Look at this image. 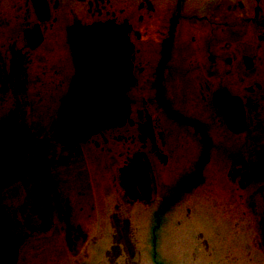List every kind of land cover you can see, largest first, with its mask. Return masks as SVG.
Segmentation results:
<instances>
[{
  "label": "flooded vegetation",
  "instance_id": "1",
  "mask_svg": "<svg viewBox=\"0 0 264 264\" xmlns=\"http://www.w3.org/2000/svg\"><path fill=\"white\" fill-rule=\"evenodd\" d=\"M101 23L132 48L128 115L61 142ZM0 132L12 264H264V0H0Z\"/></svg>",
  "mask_w": 264,
  "mask_h": 264
},
{
  "label": "water",
  "instance_id": "2",
  "mask_svg": "<svg viewBox=\"0 0 264 264\" xmlns=\"http://www.w3.org/2000/svg\"><path fill=\"white\" fill-rule=\"evenodd\" d=\"M72 48L77 73L63 99L56 136L66 142L90 137L117 121L122 123L129 110L125 93L130 85V67L126 61L132 48L124 32L108 23L79 28ZM7 227L0 207V264L14 261Z\"/></svg>",
  "mask_w": 264,
  "mask_h": 264
},
{
  "label": "bare ground",
  "instance_id": "3",
  "mask_svg": "<svg viewBox=\"0 0 264 264\" xmlns=\"http://www.w3.org/2000/svg\"><path fill=\"white\" fill-rule=\"evenodd\" d=\"M108 24H110V23H108ZM130 56V55H129ZM129 56H128V62L126 61V63H127V66H128V68L130 67V64H129ZM125 70H126V68H125ZM120 71H121V68H120ZM116 72H118L119 73V71H116ZM131 78H130V76H129V80H130ZM74 81V80H73ZM131 81V80H130ZM63 115V101H62V104H61V116ZM61 116L59 117V119L61 118ZM58 119V120H59ZM58 120H57V122H58ZM57 122H56V124H55V138L57 139V140H59V141H61V142H66V141H64V139H60V138H58V137H56L57 136V130H58V128H57ZM119 121H117V122H115L114 124H116V125H114V126H111L110 125V127H107V128H111V127H115V126H117V125H119V123H118ZM12 129H14L13 128V126L11 125V121H9L8 123H7V125L3 128L2 127V132H6L7 131V133H9ZM106 129V128H105ZM102 130H104V129H102ZM2 132H0V134H2ZM93 135V134H92ZM3 135H1L0 137H2ZM91 136V135H90ZM88 138V137H87ZM86 139V138H85ZM76 140H84V139H75V140H71V141H67L66 143H70V142H73V141H76ZM9 174H12V172L11 171H9L8 173H6V174H0V177H3V176H5V175H9Z\"/></svg>",
  "mask_w": 264,
  "mask_h": 264
}]
</instances>
